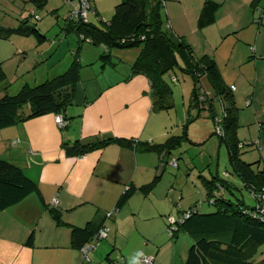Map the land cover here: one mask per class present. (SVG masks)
<instances>
[{
  "label": "crops",
  "instance_id": "obj_1",
  "mask_svg": "<svg viewBox=\"0 0 264 264\" xmlns=\"http://www.w3.org/2000/svg\"><path fill=\"white\" fill-rule=\"evenodd\" d=\"M94 1L92 8L101 17V9ZM109 1L116 5L119 0ZM205 1L163 0L164 18L168 26L192 46L196 56L209 55L216 59L224 82L229 87L234 86L235 102L240 97L239 87L231 83L228 73L236 47L229 51L228 58V42L243 46L237 48L242 60H236L234 65L246 60L251 64L245 67L254 83L247 96L252 106V110H248V124L253 123L255 117L260 127L264 123V44L259 41L264 29V0H213L218 4L214 21L200 28L197 19ZM249 43H253L250 45L253 47L248 48ZM99 47L90 44L78 48V60L81 57L83 62L79 60L80 80L72 103L66 109L69 118L65 127L55 122L56 114L47 113L0 130L2 147L3 141L19 139L13 145L15 154L12 155L11 149L7 152L8 159L38 185L37 191L0 212V264H112V261L139 264L138 259L143 256L152 257V264H183L185 260L192 238L178 231L175 222L167 224V220L173 218L168 214H177L197 201L205 202L206 177L199 175L202 186H196V196L181 204L185 198L181 193L172 208L173 200H165L172 192L173 182L162 198L165 200H152L150 195L159 184L168 160L174 159L173 150L163 156L159 172L156 168L159 156L154 152H139L127 145L111 143L78 156L68 148L76 139L93 136L135 137L151 143L163 137V132L156 134L153 130L159 115L152 117L155 113L150 109L148 79L141 74L128 78L138 49H113L111 60L106 61L100 59L102 47ZM112 66H120V69L115 72ZM236 80L239 81V77ZM257 87L261 88L256 101ZM186 101H190V97ZM241 120L239 116L238 122ZM250 135L251 131L248 137ZM237 137L248 141L244 134L242 140L238 133ZM247 155L250 161L255 160L253 152ZM156 174L158 178L153 188L145 191L142 186L152 182ZM128 186L130 194L115 211L117 201ZM220 191L224 192L225 188ZM204 196L205 200H201ZM54 198L58 200L55 206L52 205ZM52 208L59 212L62 222L52 217ZM90 221L93 226L100 222L107 226V237L111 240L90 249L84 259L80 249L72 243L71 229L85 227ZM30 235L32 242L28 244ZM213 258L215 264L241 262L239 255L226 246L215 248Z\"/></svg>",
  "mask_w": 264,
  "mask_h": 264
},
{
  "label": "trees",
  "instance_id": "obj_2",
  "mask_svg": "<svg viewBox=\"0 0 264 264\" xmlns=\"http://www.w3.org/2000/svg\"><path fill=\"white\" fill-rule=\"evenodd\" d=\"M31 1L35 8L39 9L47 3V0ZM88 1L90 9L95 13V8H92L95 1ZM62 2L68 7L63 14V29L66 32H74L81 42L86 41L101 46L100 59L111 60L110 52L113 49H138V55L131 64L128 78L141 74L148 79L151 111L173 105L171 87L164 80V73L168 68L178 65L177 57L181 59L183 72L189 74L193 81L184 129L189 121L200 116L201 110H206L214 126L218 123L221 127V133H218L219 142L226 146L227 159L232 170L255 200L254 206H248L242 198L227 199L220 194V190L225 188L231 193L230 182L217 177L204 181L205 202L214 209L200 210L202 201H199L173 215L178 231H184L192 238L183 264H215L213 251L215 248L221 249L222 246L237 253L241 260L240 264H254L248 259L247 253L264 244V210L260 212L257 207V205L264 206V164L261 166L259 160L247 162L240 156L242 150L247 149L251 143L240 141L237 137L238 107L233 92L224 82L215 59L209 55L196 56L192 46L168 26L164 18L163 0H119L108 21L95 13L98 24L88 18L82 21L73 17L67 0ZM35 8L30 9L28 20L22 19L24 25L19 29L23 33L32 34L38 43H43L46 36L41 28L36 23L26 24L32 19L40 20ZM217 8L218 4L215 1L206 0L197 19L198 27L211 24ZM3 30H6V33L13 31L11 28L0 29ZM79 46L74 50L73 59L64 72L37 85H25L17 94H4L0 97V130L47 113L61 115L62 119L68 120L66 109L72 103L75 86L80 80L81 64L77 54ZM110 63L113 64L112 61ZM217 106L220 108L219 111ZM191 108L197 109L195 116L190 115ZM260 128H264V123L260 124ZM214 131L217 132L215 129ZM183 134L186 136L185 131ZM178 139V136H171L161 143H151L135 137L93 136L76 139L68 148L78 156L111 143L127 145L139 152H154L159 156L160 162L156 168L160 172L163 156L171 152ZM253 147L258 148L257 145ZM158 174L152 182L142 186L145 191L153 188ZM37 190V183L29 178L20 166L0 158V212L19 203ZM130 192L131 188L128 186L117 201L115 211ZM215 192L219 195L217 196ZM50 212L56 222H62L56 209L52 208ZM167 224H170L169 220ZM90 225H92L91 221L85 227L73 226L71 229L72 243L79 249L89 243L96 247L107 237V234L106 237L99 239L96 236L102 228H106L108 233L107 226L101 222L96 226ZM29 237L28 244H31L32 235ZM90 249L93 247L88 251ZM86 256L83 258L85 259ZM112 264L120 263L112 261ZM260 264H264V258Z\"/></svg>",
  "mask_w": 264,
  "mask_h": 264
},
{
  "label": "rangeland",
  "instance_id": "obj_3",
  "mask_svg": "<svg viewBox=\"0 0 264 264\" xmlns=\"http://www.w3.org/2000/svg\"><path fill=\"white\" fill-rule=\"evenodd\" d=\"M96 3L99 9H101V17L103 20L108 21L113 14L115 5L111 4L109 0H96ZM31 8H35L31 0H0V29L3 27L5 29H13V31L9 33H6V30L0 31V97L4 94H17L25 85L34 86L62 73L71 63L74 50L78 45H84V47L90 45L86 41L81 42L79 40L80 38L74 32H66L63 29V14L67 11L68 7L62 0H47L43 8H35L40 15V20L35 21L34 19L33 21L32 19L30 20L32 23L29 21L26 22L27 25L36 23L45 34L46 40L43 43H38L32 34L23 33L19 29L24 25L22 24V19L28 20ZM57 11L58 13H54ZM88 13V20L98 24L99 22L96 20L94 12L89 9ZM56 14H59V16H56ZM262 25L264 27V19H262ZM259 41L264 44V29L260 34ZM250 45H253V43H249L247 47L249 48ZM233 46L236 47V49L231 56L228 78H231V83L239 87L240 97L236 100V105L238 107V115L241 116L242 120L238 122V116L237 133L241 140V136L244 134L251 143L247 149L242 150L240 156H242L243 160H248L247 162H250L251 158L247 154L253 152L256 157L255 160L251 162L259 160L262 166L264 164V128L260 129L259 123L255 117L253 123H251V120V124H248V118H250L248 110H252V106L248 104L247 100H249V98L247 96L252 92L254 83L253 79L250 78V71L246 73L245 67L251 64H247L248 61L246 60V62L241 65H234L237 62L236 60H240V58L242 60V57L237 55V48L243 46L239 43L235 45L234 42H228V58L231 55L229 51L232 50ZM128 49L132 48L118 50L123 51ZM99 51L101 52L100 49ZM224 55L222 51V58ZM79 60L83 62L81 57H79ZM176 60L178 65L168 68L164 73V80L171 87L173 105L169 108H156L152 110V112L155 113L152 117H157V115H159V120H156L154 123L153 130H156V134L163 132V137H157L154 142L165 141L173 135L179 136L178 143L174 145L173 151L171 150L172 157H174V159L177 158V165L172 164L173 159L168 160L159 184L150 195L151 199L156 200L157 198V200H165L162 198L165 196V192L171 187V182H173L172 192L167 196V199H170H166L165 201L169 202L173 200V208L175 203L178 202L176 199L178 195L180 196L181 193H184L185 198L181 204H186L189 201L188 198L196 196V186H202L199 175L207 179L216 177L217 175L219 179L231 183V193L225 189L224 192L220 191L221 195L231 200L242 198L246 205L254 206L255 200L253 196L243 186L228 162L226 146L219 142V135L214 131L215 127L213 121L208 117L207 111L201 110L199 113L200 116L189 121L184 129L189 102L186 100L190 97L193 81L189 74L183 72L181 68V59L177 57ZM116 65L115 63V66ZM232 65L234 66L232 67ZM115 66L112 67H114V71L117 72L120 66L117 68H115ZM220 67L223 72L224 69L222 65H220ZM238 77L239 81L236 80ZM260 88L261 87H257L256 90V101L259 97L258 94L260 92L258 90ZM217 111H219L218 106ZM262 112L264 114V110H262ZM196 113L197 109L191 108L190 115L195 116ZM184 131L186 132V136L183 134ZM250 131L251 137H248ZM3 142H5L2 143L3 147L0 146V158L9 160L7 152L11 149V153L14 155L16 150H13L14 146H9L8 140ZM253 145H257L258 148H254ZM10 158H12L11 155ZM162 184L165 186L162 187ZM215 194L217 196L219 195L217 192H215ZM201 200H205V196ZM176 205L178 206V204ZM167 208L168 206H165V209ZM199 209L202 211H212L214 207L203 202ZM168 215L175 214L172 213ZM110 240L111 237H107L101 240L99 244ZM190 245L191 241H189L187 249ZM142 255L145 254H141V256ZM247 255L248 259L254 264H260L261 260L264 258V244L259 245L256 250L252 249L248 251ZM128 262L129 264H135L133 261Z\"/></svg>",
  "mask_w": 264,
  "mask_h": 264
},
{
  "label": "built area",
  "instance_id": "obj_4",
  "mask_svg": "<svg viewBox=\"0 0 264 264\" xmlns=\"http://www.w3.org/2000/svg\"><path fill=\"white\" fill-rule=\"evenodd\" d=\"M67 2L69 3L70 8L72 9V16L77 18V19H80L82 21H86L87 12L90 9L89 1L88 0H67ZM230 89L233 90L234 86H230ZM54 119H55V122L58 125H60V127H65L66 126V121L64 119H62L61 115H55ZM214 127H215V130L217 131V133H221V127L218 125V123ZM18 140L19 139H15V140L9 141V145L13 146ZM172 164H174V165L176 164L177 165L176 159H173ZM57 204H58V200L56 198H54L52 200V205L55 206ZM257 207H259L258 210L260 212H262L264 210V206H260V205L258 206L257 205ZM169 221H170V223H173V222H175V219L174 218H171V219L169 218ZM106 234H107V229L106 228H102V229H100L98 231V234L96 236L99 239V238L106 237ZM91 247H94V246L92 245V243H89V244L84 245L80 249L81 254L83 255V257L86 256L88 249L91 248ZM152 261H153V259L150 256H143V257H140L138 259L139 264H152Z\"/></svg>",
  "mask_w": 264,
  "mask_h": 264
},
{
  "label": "water",
  "instance_id": "obj_5",
  "mask_svg": "<svg viewBox=\"0 0 264 264\" xmlns=\"http://www.w3.org/2000/svg\"><path fill=\"white\" fill-rule=\"evenodd\" d=\"M259 10L262 11V8L260 7ZM176 161H177V160H176Z\"/></svg>",
  "mask_w": 264,
  "mask_h": 264
}]
</instances>
